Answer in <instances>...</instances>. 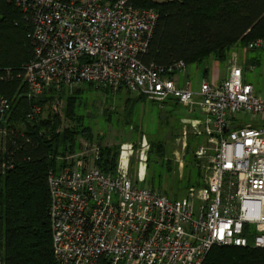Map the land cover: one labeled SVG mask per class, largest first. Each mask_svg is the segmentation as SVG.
Wrapping results in <instances>:
<instances>
[{"label":"built area","instance_id":"obj_1","mask_svg":"<svg viewBox=\"0 0 264 264\" xmlns=\"http://www.w3.org/2000/svg\"><path fill=\"white\" fill-rule=\"evenodd\" d=\"M16 3L34 23L29 34L34 58L24 77L30 96L93 82L160 103L176 98L192 115L184 120V132L204 138L195 148L202 183L181 198L143 186L146 141L133 178V144L122 146L116 170L109 173L98 165L99 142L83 140L49 176L56 264H202L216 244L264 248V93L257 95L246 81L238 51H231L224 79L203 80L195 91L184 61L157 67L141 60L158 20L152 8L134 7L129 0ZM247 47L264 52V37ZM11 107L0 96V181L12 167L4 141L14 132L6 120ZM190 126L197 130H187ZM179 164L183 167L182 159Z\"/></svg>","mask_w":264,"mask_h":264},{"label":"trees","instance_id":"obj_2","mask_svg":"<svg viewBox=\"0 0 264 264\" xmlns=\"http://www.w3.org/2000/svg\"><path fill=\"white\" fill-rule=\"evenodd\" d=\"M108 1L113 3L116 0ZM129 2L134 7L152 8L158 13L148 49L140 55L146 65L163 67L178 61H184L188 66L199 65L210 57L217 62H226L232 48L238 44H243L252 54L246 63L242 60L246 68L261 65L259 57L264 52L248 49L247 45L252 39L264 37V0ZM33 24L32 18L17 5L16 0H0V96L9 99L12 104L6 120L20 126L11 127L14 132L4 140L5 157L12 167L1 176L0 181V264H56L49 176L65 165L64 158L69 153L80 150L81 139H95L91 127L78 112L87 105L86 95L90 90L101 88L111 98L113 92L93 82H85L71 95L62 92L66 88L57 90L51 87L47 90L48 94L45 91L43 95L30 96L24 77L26 66L34 58L35 44L29 36ZM253 52L260 56L254 57ZM124 89L130 94L126 100L130 125L137 121L135 109L138 104L147 97L139 93L132 96L131 93L135 92L125 87L117 92ZM56 94L65 98L64 112L76 123L74 126L61 128V118L50 111L46 118L42 117L41 111L34 112L35 108H45L48 103L51 105ZM169 101L180 104L176 98H169L163 103ZM97 139L100 142L103 140L100 137ZM195 139L194 136L189 139L186 153L189 162L193 152L190 144ZM166 152L163 142H152L150 164L154 160L171 171V162L165 161ZM119 153L118 147L102 146L98 165L105 172L114 173ZM194 164H197L195 159ZM192 167L195 175L184 179L186 185L183 189L186 192L192 186H200V167ZM157 168L148 180L149 187L155 190L161 188L163 178ZM178 195L179 192L171 196L180 198ZM202 264H264V248L216 244L208 251Z\"/></svg>","mask_w":264,"mask_h":264},{"label":"rangeland","instance_id":"obj_3","mask_svg":"<svg viewBox=\"0 0 264 264\" xmlns=\"http://www.w3.org/2000/svg\"><path fill=\"white\" fill-rule=\"evenodd\" d=\"M240 54L241 61L245 63L248 60V57L252 56L248 52L247 48L243 44L235 45L234 48ZM253 56H260L259 53H254ZM209 60H203L201 64H192L189 65V72L191 74V86L192 89L198 91L200 89L203 79H207L209 82L214 81L219 75H228V60L226 62H217L213 66V57H210ZM262 62L260 67H248L246 68V78L248 82L252 83L255 86V92L257 95H262L264 93V54L262 57H259ZM243 63V62H242ZM244 64V63H243ZM206 67L209 68L208 74L205 73ZM76 88L66 89L62 91L65 95H71L75 93ZM49 91H47V94ZM130 94L127 90L122 92H112L111 98L108 97V94H105L100 88L98 90H90L87 96V105L82 107L78 112L83 115L84 121L88 124L95 139L93 141H98L97 138L100 137L102 146L109 147H118L121 152V148L124 144H133L134 152L130 158V171L129 174L135 178L138 173V166L140 161V154L142 149V144L144 141L147 142L149 149L147 150V171H146V183L143 186L149 187L148 184L149 178L152 176L155 167L157 172H161L162 186L160 189H157L163 193H167L170 197L174 196L175 193L179 192L178 197H183L185 190L183 186L186 185L184 179L189 175H195L193 170V165L198 167V164H194L195 158V148L203 143L204 138L200 134H189L187 135L185 131L184 120L191 117L188 115L186 107L182 104H175V101H169L166 103H157L153 99L146 98L145 101L138 104L139 106L135 109V122L129 124L128 120V111L126 100ZM132 96H135L136 93H131ZM60 94H56L54 100L49 103L45 108H41V114L43 118L48 116L50 111L52 114L58 115L62 120L61 128L74 126L76 123L68 118L64 112V107L66 105V100L64 97H60ZM10 115V113H9ZM8 115V118H9ZM239 117H242L244 120H247L245 114H239ZM11 127L17 128V126L8 119V123ZM192 129L196 131V128L189 127L187 130ZM187 135V146L184 151H182L183 138ZM191 136H194L195 141L190 144V147L193 149L192 158L189 161L186 159L187 148L189 146V139ZM84 138L80 140L81 144ZM163 142L167 147V152L165 156V161L169 160L171 162V171H167L164 167L162 168L159 164H156L149 161V154L151 150L152 142ZM81 146V145H80ZM78 152V151H76ZM74 152V153H76ZM74 153H69L67 156H70ZM120 155V153H119ZM179 159L183 160V167H180ZM190 159V157H189ZM193 159V160H192ZM192 161V162H191ZM201 177V178H200ZM203 171L200 168V184L202 183ZM139 186H142L141 184ZM183 189V190H181ZM187 193V192H186ZM172 195V196H171Z\"/></svg>","mask_w":264,"mask_h":264},{"label":"crops","instance_id":"obj_4","mask_svg":"<svg viewBox=\"0 0 264 264\" xmlns=\"http://www.w3.org/2000/svg\"><path fill=\"white\" fill-rule=\"evenodd\" d=\"M212 64H213V66L215 67V65H216L215 61H213ZM208 71H209V68L206 67V69H205V73L208 74ZM226 76H227V75H223V76L219 75L217 78H215L214 81H217V82H218V81L224 79ZM203 80H207V79H203Z\"/></svg>","mask_w":264,"mask_h":264}]
</instances>
